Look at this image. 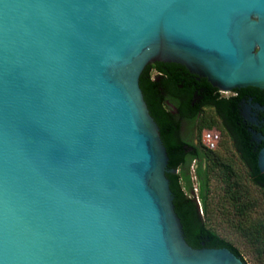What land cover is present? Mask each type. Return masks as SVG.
Instances as JSON below:
<instances>
[{"label":"water","instance_id":"water-1","mask_svg":"<svg viewBox=\"0 0 264 264\" xmlns=\"http://www.w3.org/2000/svg\"><path fill=\"white\" fill-rule=\"evenodd\" d=\"M150 62L264 89V0H0V264H244L185 241Z\"/></svg>","mask_w":264,"mask_h":264},{"label":"trees","instance_id":"trees-1","mask_svg":"<svg viewBox=\"0 0 264 264\" xmlns=\"http://www.w3.org/2000/svg\"><path fill=\"white\" fill-rule=\"evenodd\" d=\"M138 85L168 156L169 171L165 176L185 241L192 247H226L244 262L240 251L214 230L211 216L215 213L230 232L241 238L254 258V264H264V174L256 166L255 155L261 144L254 146L241 123L237 94L223 96L208 82L173 62L147 63L139 75ZM232 92L258 97L259 92L264 94V89L246 86ZM211 106L230 126L222 128L215 115L209 114L200 119L198 133L202 129L216 128L220 136L226 134L230 140L234 139L235 154H231L230 159H238L245 175L222 157L219 150H229L227 142L220 139L216 149H207L199 142L192 146L179 135L178 114L189 116ZM188 147L193 148L186 151ZM191 162L195 165L193 174L201 214L190 194ZM211 180L218 184L220 190L216 201L210 199Z\"/></svg>","mask_w":264,"mask_h":264},{"label":"flooded vegetation","instance_id":"flooded-vegetation-1","mask_svg":"<svg viewBox=\"0 0 264 264\" xmlns=\"http://www.w3.org/2000/svg\"><path fill=\"white\" fill-rule=\"evenodd\" d=\"M216 89L222 95L221 92L223 91H220L218 88ZM232 90L227 91L229 92V94L223 96L237 94L240 105L239 115L241 117V123L243 124L245 130L248 132V134L254 141V146L260 145V136L264 130V94L262 92H259L260 95L257 97L254 94H248L245 92L233 93ZM172 110L175 113H178L177 110ZM209 114L215 115L222 128L230 126V123L226 119H224L221 113L218 110L216 111L214 107H203L201 111H198L194 114H190L189 116L178 114L180 137L183 138L186 142L192 144V146H197L198 142L203 146L200 139V134L203 129L198 133V125L200 119L205 116H208ZM213 129L218 132V141L216 147L214 148L216 149L220 140V133L216 128ZM230 141L233 143L234 146L235 140L231 139ZM192 148L193 147H188L186 151H190Z\"/></svg>","mask_w":264,"mask_h":264},{"label":"rangeland","instance_id":"rangeland-1","mask_svg":"<svg viewBox=\"0 0 264 264\" xmlns=\"http://www.w3.org/2000/svg\"><path fill=\"white\" fill-rule=\"evenodd\" d=\"M222 95H228L229 92H221ZM209 129H213V128H209ZM220 139L222 142L228 144L229 146V150H219L222 157H224L225 159L227 158V160H229L237 170L241 171L244 175H245V170L243 168V166L240 164V162L238 161V159L232 158L230 159V155L231 154H235V149L234 146H231V141L230 139L227 137L226 134H223L222 136H220ZM195 165L193 162H191V164L189 165V176H190V182H191V191L190 194L191 196H193L197 206H198V211L201 214L199 208H200V202H199V198L197 197V185H196V178L193 174V169H194ZM211 196L210 199L212 201H216L219 197H220V190H219V186L218 184L214 181L211 180ZM211 209H213V206H211ZM212 223L214 226V230L218 233V235H220L221 237H223L224 239L228 240L234 247H236L241 255L242 258L244 260V264H254V258L251 257V254L249 252V250L247 249V247L244 245V243L242 242L241 238H239L238 236L234 235L232 232L229 231V229L225 226V224L223 223V221L217 217V215L215 213L212 214Z\"/></svg>","mask_w":264,"mask_h":264},{"label":"built area","instance_id":"built-area-1","mask_svg":"<svg viewBox=\"0 0 264 264\" xmlns=\"http://www.w3.org/2000/svg\"><path fill=\"white\" fill-rule=\"evenodd\" d=\"M200 139L204 147L214 149L218 141V132L214 129H203L200 134Z\"/></svg>","mask_w":264,"mask_h":264}]
</instances>
